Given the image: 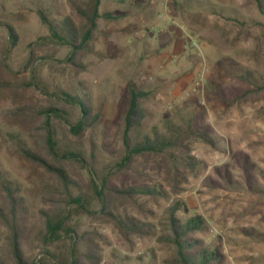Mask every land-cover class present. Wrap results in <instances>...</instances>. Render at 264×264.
Returning <instances> with one entry per match:
<instances>
[{
  "label": "rangeland",
  "instance_id": "obj_1",
  "mask_svg": "<svg viewBox=\"0 0 264 264\" xmlns=\"http://www.w3.org/2000/svg\"><path fill=\"white\" fill-rule=\"evenodd\" d=\"M94 2L0 0V264H15L5 222L9 194L18 200L25 257L50 264L43 249L65 254L71 240L45 246L38 239L42 211L67 193L86 207L68 205L67 231L88 233L75 248H93V264H169L174 248L161 238L177 202L187 208L176 213L181 220H204L195 236L217 250L218 264H264V15L257 1L101 0L79 51L58 43L39 16L43 10L54 22L68 18L81 33ZM189 38L195 46H185ZM246 70L250 79L239 75ZM131 87L148 92L140 135L165 117L189 115L206 131L209 141L191 147L199 166L185 172L176 191L162 180L165 168L158 173L141 158L119 166ZM79 101L94 123L77 133L71 128L84 116ZM48 130L56 160L45 144ZM21 145L63 167L68 191ZM102 181L120 188L157 183L162 194L130 199L106 191L107 208L95 193ZM109 208L145 224L144 231L121 229Z\"/></svg>",
  "mask_w": 264,
  "mask_h": 264
},
{
  "label": "trees",
  "instance_id": "obj_2",
  "mask_svg": "<svg viewBox=\"0 0 264 264\" xmlns=\"http://www.w3.org/2000/svg\"><path fill=\"white\" fill-rule=\"evenodd\" d=\"M101 0H95L91 14L88 16V28L81 33H77L70 19L65 18L61 22L50 19L45 11L39 10V16L42 21L48 26L51 36L58 42L73 46L75 51L82 50L87 41L90 40L92 32L96 27V21L99 14V5ZM264 15V0H256ZM244 79H250L249 71H242L239 74ZM148 96V92L144 90H136L133 87L128 91V105L123 115V140L125 155L120 161L119 166L128 168L133 163H137L141 158L144 161V166L152 163V168L158 173L163 168L166 169V176L163 181L170 183L173 191L177 190V181H183L187 170L193 171L199 166V161L191 155L192 144L197 140L209 141L204 127L196 122L194 116H180L179 122H176L172 117H165L162 120V125H154L149 132L139 134L143 126V120L146 117V112L141 105V100ZM80 103L83 111V118L71 128L73 131L81 132L86 127H91L94 121L88 119V111L85 109L82 102ZM54 109L45 111L49 114ZM89 121V122H87ZM45 139L46 147L50 155L56 160L60 155L55 147V143L49 130ZM20 152L29 160L44 166L49 172L54 174L63 185L65 191L69 189L70 180L63 167L50 163L46 158L33 153L27 147L21 145ZM79 156V155H78ZM95 193L101 203L107 208L110 206L108 199L105 198L104 192L111 195L124 196L133 198L135 195H161L159 185L148 184L141 186H132L128 188L111 187L106 182L102 181L101 185L94 183ZM8 191L9 188L7 189ZM65 200H59L57 206L50 212L42 211L43 229L38 233V239L44 242L45 246H49L57 239L68 236L71 240V245L68 247L65 254L52 252L47 248L43 249L41 254L45 255L50 264H93L98 256L92 252L80 254L76 250V244L86 239L88 233L83 236H78L75 231L70 233L67 231L65 224L68 205H79L83 209L86 207L80 203V196H72L67 193ZM8 202L10 209L5 216V222L11 229L10 243L11 254L15 264H43L44 261L28 260L21 248L23 237V228L19 218V204L16 196L9 194ZM187 212V208L179 202L173 204L168 210L169 216L168 229L164 234V241H167L174 248L173 256L168 260L169 264H218L221 259L216 249H212L202 244L200 238L195 236V233L201 232L204 229V220L199 216H191L185 220H181L176 213L179 210ZM114 218L115 223L121 229L126 228L132 233H142L146 225L132 219L120 218L114 214L110 208L106 212ZM7 217V218H6ZM71 230V228L69 229ZM46 264V263H45Z\"/></svg>",
  "mask_w": 264,
  "mask_h": 264
},
{
  "label": "built area",
  "instance_id": "obj_3",
  "mask_svg": "<svg viewBox=\"0 0 264 264\" xmlns=\"http://www.w3.org/2000/svg\"><path fill=\"white\" fill-rule=\"evenodd\" d=\"M186 42V47L189 46V47H193L196 45V42L194 40H192V38H189L188 40L185 41Z\"/></svg>",
  "mask_w": 264,
  "mask_h": 264
},
{
  "label": "crops",
  "instance_id": "obj_4",
  "mask_svg": "<svg viewBox=\"0 0 264 264\" xmlns=\"http://www.w3.org/2000/svg\"><path fill=\"white\" fill-rule=\"evenodd\" d=\"M172 26H173V25L170 24L169 27H168V29L171 30Z\"/></svg>",
  "mask_w": 264,
  "mask_h": 264
}]
</instances>
